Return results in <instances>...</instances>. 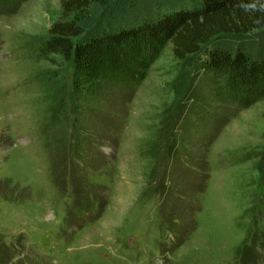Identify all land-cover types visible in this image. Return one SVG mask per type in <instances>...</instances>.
I'll return each instance as SVG.
<instances>
[{
	"label": "rangeland",
	"instance_id": "rangeland-1",
	"mask_svg": "<svg viewBox=\"0 0 264 264\" xmlns=\"http://www.w3.org/2000/svg\"><path fill=\"white\" fill-rule=\"evenodd\" d=\"M60 15L0 9V264H264V82L233 93L163 39L95 56L75 108L72 63L38 53Z\"/></svg>",
	"mask_w": 264,
	"mask_h": 264
},
{
	"label": "trees",
	"instance_id": "trees-1",
	"mask_svg": "<svg viewBox=\"0 0 264 264\" xmlns=\"http://www.w3.org/2000/svg\"><path fill=\"white\" fill-rule=\"evenodd\" d=\"M19 1L0 0V9ZM261 5L264 0H60V18L48 28L38 53L53 63L56 57L72 63L75 77L70 93L75 108L84 93L96 94L101 88L91 78L98 61L95 56L141 50L144 43L157 45L163 39L171 42L176 58L195 56L196 69L225 79L223 87L230 82L234 93L237 84L264 82ZM79 75L92 82L83 87ZM104 76L105 83L131 88L140 81L136 70L126 76L108 72ZM231 91L225 95L235 101ZM191 96L188 91L184 98L192 100Z\"/></svg>",
	"mask_w": 264,
	"mask_h": 264
},
{
	"label": "clouds",
	"instance_id": "clouds-1",
	"mask_svg": "<svg viewBox=\"0 0 264 264\" xmlns=\"http://www.w3.org/2000/svg\"><path fill=\"white\" fill-rule=\"evenodd\" d=\"M262 8H264V5H261Z\"/></svg>",
	"mask_w": 264,
	"mask_h": 264
}]
</instances>
